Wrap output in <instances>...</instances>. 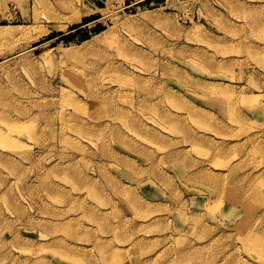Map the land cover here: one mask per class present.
Returning a JSON list of instances; mask_svg holds the SVG:
<instances>
[{
    "label": "rangeland",
    "instance_id": "rangeland-1",
    "mask_svg": "<svg viewBox=\"0 0 264 264\" xmlns=\"http://www.w3.org/2000/svg\"><path fill=\"white\" fill-rule=\"evenodd\" d=\"M0 28V264H264V0H0Z\"/></svg>",
    "mask_w": 264,
    "mask_h": 264
},
{
    "label": "bare ground",
    "instance_id": "bare-ground-1",
    "mask_svg": "<svg viewBox=\"0 0 264 264\" xmlns=\"http://www.w3.org/2000/svg\"><path fill=\"white\" fill-rule=\"evenodd\" d=\"M1 31H2V33H6V32H9V31H11V32H14V29H11V28H0V33H1ZM246 241H248V242H252V241H255V237H252V235H246Z\"/></svg>",
    "mask_w": 264,
    "mask_h": 264
}]
</instances>
